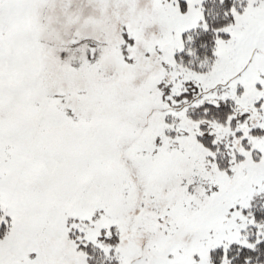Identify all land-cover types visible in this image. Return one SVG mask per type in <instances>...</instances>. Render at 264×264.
I'll list each match as a JSON object with an SVG mask.
<instances>
[{
  "label": "snow or ice",
  "instance_id": "snow-or-ice-1",
  "mask_svg": "<svg viewBox=\"0 0 264 264\" xmlns=\"http://www.w3.org/2000/svg\"><path fill=\"white\" fill-rule=\"evenodd\" d=\"M0 264H264V0H0Z\"/></svg>",
  "mask_w": 264,
  "mask_h": 264
}]
</instances>
